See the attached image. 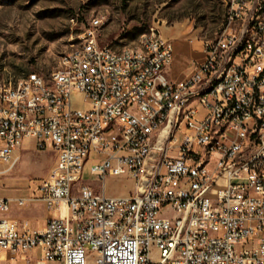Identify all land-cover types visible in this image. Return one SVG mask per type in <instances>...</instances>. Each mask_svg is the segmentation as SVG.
<instances>
[{
	"label": "built area",
	"instance_id": "2783aa9c",
	"mask_svg": "<svg viewBox=\"0 0 264 264\" xmlns=\"http://www.w3.org/2000/svg\"><path fill=\"white\" fill-rule=\"evenodd\" d=\"M99 27L65 71L0 78V164L28 141L56 156L33 194L0 196V264H264V5L228 0L222 33L181 81L164 75L171 40L145 34L124 53L100 44ZM201 75L214 79L209 95ZM123 175L134 191L107 195L105 181ZM36 202L48 211L42 229L9 216Z\"/></svg>",
	"mask_w": 264,
	"mask_h": 264
},
{
	"label": "rangeland",
	"instance_id": "374dc122",
	"mask_svg": "<svg viewBox=\"0 0 264 264\" xmlns=\"http://www.w3.org/2000/svg\"><path fill=\"white\" fill-rule=\"evenodd\" d=\"M227 5L228 0H0V78L17 82L30 72L49 76L95 19L100 20V44L113 50L135 47L143 35L155 33L192 49L194 59L202 62L204 42L216 40L224 29ZM190 58L188 51L182 53V66ZM16 155L12 167L0 164L6 170L0 174V195L28 197L49 174L55 152L38 150L32 142L24 143ZM83 180L103 191L88 172ZM134 189L130 175L109 177L104 183L109 196H126ZM12 212L32 217L37 225L48 214L39 203L14 205Z\"/></svg>",
	"mask_w": 264,
	"mask_h": 264
},
{
	"label": "bare ground",
	"instance_id": "6f19581e",
	"mask_svg": "<svg viewBox=\"0 0 264 264\" xmlns=\"http://www.w3.org/2000/svg\"><path fill=\"white\" fill-rule=\"evenodd\" d=\"M257 4L264 5V0H257ZM249 25H257L256 15H249ZM247 50H249V33H242L241 43L238 44V52H246ZM83 51H84V43H78L73 50L63 54L59 58L60 59L59 64L55 68V71H65V65H72V59H75V57H77V54L83 53ZM132 52H137V45L135 47H129L124 49V53H132ZM238 52L229 51V64H237ZM26 80H27V75L24 78H22L20 81H26ZM199 83H204L201 86V95H209V92H212L214 89V79H209V75L199 76ZM24 98H32V91H24ZM0 101H1V91H0ZM175 119H182V112H175ZM171 132L180 133V124L171 123ZM17 160H18V156L16 155V162ZM239 163H240V156H232V159H230V166H238Z\"/></svg>",
	"mask_w": 264,
	"mask_h": 264
},
{
	"label": "crops",
	"instance_id": "0c3cea01",
	"mask_svg": "<svg viewBox=\"0 0 264 264\" xmlns=\"http://www.w3.org/2000/svg\"><path fill=\"white\" fill-rule=\"evenodd\" d=\"M187 51L191 54V58H190L188 63H186L184 66H182V61L180 60L181 58L179 59V57H180V55L182 53L184 54ZM200 63L201 62H199V61L194 59V57L192 55V49H190V48H182L181 45L177 44L176 46L174 45V59H173L172 63L168 67L165 68L164 75L168 79H170L172 81L185 80V79L189 78L193 74V72L195 71L197 65L200 64ZM27 143L30 144V143H32V141H28ZM20 149H21V147L16 150V153L19 152ZM55 161H56V156H55V159H54V164H55ZM0 196H2V195H0ZM3 197H8L9 198V196H3ZM36 203H39V202H36ZM39 204H42L46 208V206L43 203H39ZM12 211H13V207H12L10 213H9V216L11 218L16 219L18 221L28 220L30 225L33 228H36V229H42L44 227L46 221H47V218H48V214H46V216L43 219L42 224L37 225L34 222V219L32 217L23 216V215H17V214H14ZM31 255L32 256H37V255H39V253L38 252H31Z\"/></svg>",
	"mask_w": 264,
	"mask_h": 264
}]
</instances>
